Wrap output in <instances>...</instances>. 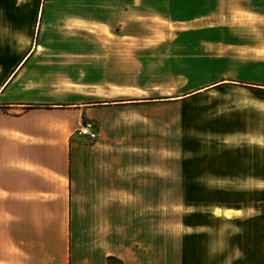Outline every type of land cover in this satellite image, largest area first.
<instances>
[{
  "label": "crops",
  "instance_id": "obj_1",
  "mask_svg": "<svg viewBox=\"0 0 264 264\" xmlns=\"http://www.w3.org/2000/svg\"><path fill=\"white\" fill-rule=\"evenodd\" d=\"M156 1L163 18L179 6L221 25L224 13L242 11L250 24L215 31L239 42L248 32L256 43L253 22L264 13V0ZM61 3L47 0L40 44L0 85V264L207 263L191 252L202 250L207 222L161 221L176 213L177 186L186 192L175 164H161L175 151L151 125L118 118L110 105L124 102H108L124 99L128 53L150 50L145 0H72L70 11ZM85 122L96 140L77 133ZM233 229L247 230L234 236L247 240L237 248L244 260L264 264V214Z\"/></svg>",
  "mask_w": 264,
  "mask_h": 264
},
{
  "label": "rangeland",
  "instance_id": "obj_2",
  "mask_svg": "<svg viewBox=\"0 0 264 264\" xmlns=\"http://www.w3.org/2000/svg\"><path fill=\"white\" fill-rule=\"evenodd\" d=\"M56 1L71 10L72 0ZM46 2L0 0V85L40 44ZM155 3L145 0V20L154 21L143 37L150 50L128 53L124 99L108 102H124L110 105L122 109L118 118L151 125L161 144L175 151L176 159H161V164L166 170L175 164L186 192L184 185L177 186V197L170 199L176 213L161 214V221L207 222L202 250L191 251L207 254L205 264H251L237 250L247 240L234 238L247 230L233 225L264 214V13L253 22L256 43L247 42L248 32L239 42L215 31L250 24L242 11L224 13L221 25L214 14L191 15L179 6L163 18ZM199 21L204 23L192 25ZM132 100L144 102H125ZM183 193L189 196H179Z\"/></svg>",
  "mask_w": 264,
  "mask_h": 264
},
{
  "label": "built area",
  "instance_id": "obj_3",
  "mask_svg": "<svg viewBox=\"0 0 264 264\" xmlns=\"http://www.w3.org/2000/svg\"><path fill=\"white\" fill-rule=\"evenodd\" d=\"M80 136L87 137L89 140H96L98 131L93 122H85L81 124L80 129L77 131Z\"/></svg>",
  "mask_w": 264,
  "mask_h": 264
},
{
  "label": "water",
  "instance_id": "obj_4",
  "mask_svg": "<svg viewBox=\"0 0 264 264\" xmlns=\"http://www.w3.org/2000/svg\"><path fill=\"white\" fill-rule=\"evenodd\" d=\"M173 100V99H172Z\"/></svg>",
  "mask_w": 264,
  "mask_h": 264
}]
</instances>
